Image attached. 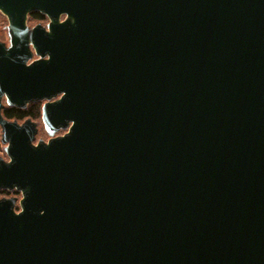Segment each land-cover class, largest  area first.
Listing matches in <instances>:
<instances>
[{"label": "water", "instance_id": "95a60500", "mask_svg": "<svg viewBox=\"0 0 264 264\" xmlns=\"http://www.w3.org/2000/svg\"><path fill=\"white\" fill-rule=\"evenodd\" d=\"M0 12V264H264V0Z\"/></svg>", "mask_w": 264, "mask_h": 264}, {"label": "rangeland", "instance_id": "374dc122", "mask_svg": "<svg viewBox=\"0 0 264 264\" xmlns=\"http://www.w3.org/2000/svg\"><path fill=\"white\" fill-rule=\"evenodd\" d=\"M44 17H45V19H43L41 21H32L29 18V15H28L27 16V22H26L27 26L32 28L33 26H35L37 24H40L43 27L47 28L48 23H49V19L46 16H44ZM60 19L63 20L64 16H62ZM0 42H3L7 47L10 45V36H9V32H8V21H7L6 16H4L1 12H0ZM36 59H38V57L36 55H34L32 60H36ZM39 103L42 105V102H39ZM33 122L36 123L37 130H38L36 138H35V143L38 142V141L47 142L48 139H49V136L46 134V132L44 130V127H43V124H42V121H41V115H40L39 119L34 120ZM19 123H21V122H19ZM0 133H1V131H0ZM62 134H63L62 132H59L56 135L60 136ZM4 147L5 146L1 144L0 158H2L5 161H7L8 158H7V156H6L5 152H4ZM2 198H16L17 203H16L15 210L16 211L19 210L18 201L21 199V193L20 192L13 190V191H7L6 193H2L0 191V199H2Z\"/></svg>", "mask_w": 264, "mask_h": 264}, {"label": "trees", "instance_id": "16d2710c", "mask_svg": "<svg viewBox=\"0 0 264 264\" xmlns=\"http://www.w3.org/2000/svg\"><path fill=\"white\" fill-rule=\"evenodd\" d=\"M29 18L32 21H41L45 19L43 15L37 12H33L29 14ZM2 113L3 116L8 120H16L18 122H23L26 119H30L34 121L40 118L41 104L39 102L30 103L24 109L6 107ZM0 148H1V144H0ZM1 192L6 193L7 191L1 190Z\"/></svg>", "mask_w": 264, "mask_h": 264}, {"label": "flooded vegetation", "instance_id": "af4514ba", "mask_svg": "<svg viewBox=\"0 0 264 264\" xmlns=\"http://www.w3.org/2000/svg\"><path fill=\"white\" fill-rule=\"evenodd\" d=\"M43 104V103H42ZM41 107H42V105H41ZM18 122V121H17ZM62 133H64L63 131H61ZM4 191H6V190H4Z\"/></svg>", "mask_w": 264, "mask_h": 264}]
</instances>
